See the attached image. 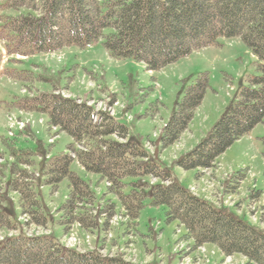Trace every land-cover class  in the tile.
<instances>
[{"label": "trees", "instance_id": "1", "mask_svg": "<svg viewBox=\"0 0 264 264\" xmlns=\"http://www.w3.org/2000/svg\"><path fill=\"white\" fill-rule=\"evenodd\" d=\"M0 3L2 10L15 12L6 18L0 31V40L10 55L53 53L71 46L84 49L101 41L110 57L130 58L142 63L147 71H156L193 51L214 45L219 38H239L256 57L260 76L240 91L208 135L177 160V166L183 170L214 168L227 148L264 121V0H0ZM106 29L110 32L105 34ZM18 77L23 79L22 75ZM207 86V79L201 77L187 88L162 131L163 147L174 144L187 130ZM12 107L46 115L50 126L67 134L75 144L87 146L84 150L70 146L69 151L75 154L84 171L99 175L108 183V193L118 199L124 216L131 222L138 219L143 199L149 196L153 206L165 207L167 222L176 221L184 228L183 239L191 241L193 247L209 245L223 257L239 254L247 260L246 264H264V231L191 195L168 172L142 160L146 156L134 144L121 142L126 139L127 129L110 116L100 114V122L94 123L92 109L85 103L77 104L53 93L19 99ZM111 136L117 140L110 139ZM18 152L22 157L31 155L27 151ZM27 161L12 165L13 178L8 187L19 196L21 214L28 215L35 225L44 226L46 220L39 213L29 176L20 167L28 166ZM72 161L69 154H61L42 170L46 176L44 183L53 192L63 179L69 181V195L61 210L65 232L73 224L84 230L97 226L96 218L79 212L82 203L93 200V194L84 181L69 171ZM145 175L164 183L153 186L138 183L130 194L124 193V178ZM243 178L241 175L234 186L226 185L235 189ZM2 198L0 194V229H14L5 203L1 204ZM114 209L113 204H105L98 214L106 213L108 219L114 215ZM0 264L132 263L121 255L78 253L49 237L20 235L0 243Z\"/></svg>", "mask_w": 264, "mask_h": 264}, {"label": "rangeland", "instance_id": "2", "mask_svg": "<svg viewBox=\"0 0 264 264\" xmlns=\"http://www.w3.org/2000/svg\"><path fill=\"white\" fill-rule=\"evenodd\" d=\"M14 15L13 10L0 9V30L6 18ZM108 32L110 30H104L105 34ZM3 47L0 41V64L1 61L6 62L0 71V158L3 159L0 194L3 197L1 204L5 203L16 230L1 229L2 237L45 235L53 242L63 244L65 226L61 223V210L69 195V181L63 179L53 192L44 183L46 176L42 175V170L50 162L49 158L66 154L70 146L75 150H83L87 146L73 143L65 133L54 132L52 128L49 130L48 117L44 114L34 113L35 125L21 134L15 132V137L8 138L5 129V116L16 112L13 103L29 97L30 93L39 96L54 90L66 91L71 98L87 102L95 110L115 102L112 104L113 119L127 129L126 141L146 156L142 160H148L158 169L168 172L184 189L191 188L198 197L211 200L222 209L230 207L225 210L236 219L264 231V121L227 148L216 160L215 167L206 170L201 179H197L198 170H183L176 164L182 155L194 149L208 135L240 91L250 87V81L260 76L256 57L239 38H219L214 45L193 51L156 71H147L143 64L130 58H111L101 41L85 49L65 47L56 53H39L26 59L19 55L8 56L6 49L2 54ZM13 72L24 74V81L8 77L15 76ZM201 77L207 79L208 86L187 130L174 144L163 147L161 135L164 127L187 88ZM22 89L25 90L23 94ZM40 118L43 124H37ZM28 119L33 123L30 116L16 121ZM55 134L57 138L50 142ZM109 138L116 140L113 136ZM17 150L31 152V155L22 157ZM14 153L16 157L12 156ZM25 160L29 163L23 170L32 184L39 213L46 220L45 227L34 225L28 215L21 214L19 196L8 187L13 178L12 165L22 164ZM69 171L84 181L93 194V200L88 204L82 203L79 212L96 218L97 222L90 231L80 233L79 226L75 225L74 232H67V243L77 251L101 248L99 253L103 256L126 251L125 260L134 264H179L190 254L187 249L193 244L190 246L183 239L184 228L176 221L167 222L165 207L153 206L149 196L143 199V208L135 222L123 219L118 225L112 222V225L104 226V218L97 210L111 203L115 207V215L123 218L124 211L118 199L108 193L105 180L87 173L76 161L71 162ZM241 175L244 178L235 189L226 187V184L234 186ZM138 183L150 186L161 183V180L152 179L149 175L126 177L123 179L124 193L130 194L134 184ZM198 253L204 255L202 264L247 263L239 254L221 260V255L209 245L189 256L192 259ZM183 263L189 264V261L184 260Z\"/></svg>", "mask_w": 264, "mask_h": 264}, {"label": "crops", "instance_id": "3", "mask_svg": "<svg viewBox=\"0 0 264 264\" xmlns=\"http://www.w3.org/2000/svg\"><path fill=\"white\" fill-rule=\"evenodd\" d=\"M79 229H80V228H79ZM79 231H80V233H81V232H85V231H84V230H82V229H80ZM79 231H78V232H79Z\"/></svg>", "mask_w": 264, "mask_h": 264}, {"label": "built area", "instance_id": "4", "mask_svg": "<svg viewBox=\"0 0 264 264\" xmlns=\"http://www.w3.org/2000/svg\"><path fill=\"white\" fill-rule=\"evenodd\" d=\"M20 126H21V124H20Z\"/></svg>", "mask_w": 264, "mask_h": 264}]
</instances>
